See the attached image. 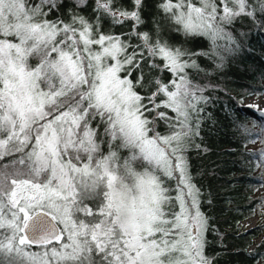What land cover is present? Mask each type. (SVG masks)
<instances>
[{
    "label": "snow or ice",
    "instance_id": "obj_1",
    "mask_svg": "<svg viewBox=\"0 0 264 264\" xmlns=\"http://www.w3.org/2000/svg\"><path fill=\"white\" fill-rule=\"evenodd\" d=\"M257 30L264 0H0V264H214L196 77Z\"/></svg>",
    "mask_w": 264,
    "mask_h": 264
},
{
    "label": "trees",
    "instance_id": "obj_2",
    "mask_svg": "<svg viewBox=\"0 0 264 264\" xmlns=\"http://www.w3.org/2000/svg\"><path fill=\"white\" fill-rule=\"evenodd\" d=\"M246 45V51L225 60L222 71L205 61L208 75L196 77L213 86V102L194 139L199 148L189 145L187 158L215 229L206 250L214 264H264V122L237 108L245 98L264 95V34L251 32ZM253 217L257 226L242 229Z\"/></svg>",
    "mask_w": 264,
    "mask_h": 264
},
{
    "label": "rangeland",
    "instance_id": "obj_3",
    "mask_svg": "<svg viewBox=\"0 0 264 264\" xmlns=\"http://www.w3.org/2000/svg\"><path fill=\"white\" fill-rule=\"evenodd\" d=\"M264 99L263 96L248 97L244 99L242 111L249 117L255 118L259 122H264V108L260 102ZM251 106V107H249ZM253 147V146H252ZM258 224V217L250 218L241 223L242 229L253 230Z\"/></svg>",
    "mask_w": 264,
    "mask_h": 264
},
{
    "label": "bare ground",
    "instance_id": "obj_4",
    "mask_svg": "<svg viewBox=\"0 0 264 264\" xmlns=\"http://www.w3.org/2000/svg\"><path fill=\"white\" fill-rule=\"evenodd\" d=\"M260 104L263 106L264 108V99L260 102Z\"/></svg>",
    "mask_w": 264,
    "mask_h": 264
}]
</instances>
